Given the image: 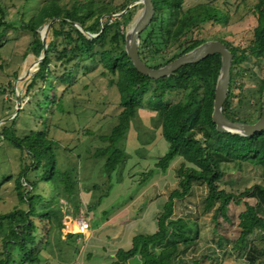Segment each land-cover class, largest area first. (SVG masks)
<instances>
[{"label":"trees","instance_id":"trees-1","mask_svg":"<svg viewBox=\"0 0 264 264\" xmlns=\"http://www.w3.org/2000/svg\"><path fill=\"white\" fill-rule=\"evenodd\" d=\"M135 1L121 0L118 4L98 5L91 0L84 3L75 1L70 8L51 1L41 6L22 26L32 36L27 54L31 53L37 61L40 60L27 84V93L34 97L35 93L32 92L37 90L48 104L50 102L60 108L61 96L51 99L45 92L47 90L51 93L55 90L54 81L68 90L74 84L75 72L81 64L85 69H88L87 64L101 65L104 74L113 77L111 82L116 85L121 108L116 126L110 134L101 136L109 145L99 147L94 152L96 158L109 155L107 161L115 159L111 157L117 154L113 148L126 136L128 129L124 127L138 109H147L157 114L160 134L168 143V149L155 166L165 171L171 161L181 158L177 168L178 187L170 193L163 212L156 218V231L134 236L131 247L127 250L118 249L111 264H127L135 256L140 257V264H197V261L190 263L184 259L186 250L180 249L179 239H183L181 244L185 247L190 246L195 239L187 238L185 230L189 227V220L172 219L174 200L184 199L190 194L194 184H204L208 191L204 208L206 211L215 208V220L220 216L228 220L229 203L241 204V198L248 194L264 201L261 186L245 189L239 196L219 187V182L225 175V164L248 163L264 175V131L244 137L217 130L212 120V112L216 81L221 68L219 54L183 66L170 76L160 79H153L135 69L125 51V32L137 13L138 5L134 4ZM152 2L155 15L141 34L139 46L141 59L152 68L166 65L207 41L194 40L183 46L182 41L193 25L218 22L215 15L217 8L209 3L183 10V0ZM130 4L132 6L124 12ZM254 12L257 26L254 29L253 43L248 50L242 49L238 52V48L230 47L221 40L233 54L231 80L223 113L232 121L244 123H254L262 115L261 94L264 80L257 90L260 101L248 115L239 117L230 110V98L236 87L234 68L244 63L250 55L256 56L264 49V0L258 1ZM223 20H226L224 14ZM49 24L44 43L41 30ZM8 29L16 27L0 18V37ZM170 35L180 43V51L162 64L150 63L152 54L159 52L162 41ZM41 105L43 106L39 101V107ZM23 112L24 108L16 111L14 109L9 115H14L13 118L6 119L0 126L1 140L12 145L22 156V169L15 179L18 205L9 212L0 213V229L3 222L8 221V233L2 239L4 251L1 254L4 257L0 259V264L39 262L36 248L42 241L37 235L39 227L34 219L40 224L45 220L48 231L55 226L58 234L62 235V220L67 215L62 210L63 203L72 205L73 215L82 204L79 177L75 170L77 161L70 163L67 156L66 163L69 167L61 169L58 162L60 143L49 138L46 130L42 128L30 130L24 135L19 134L16 123ZM36 118L39 127L45 125L44 117L40 113ZM67 152L70 154V151ZM76 159H79L78 156ZM117 161L116 159L113 163L116 164ZM109 164L110 162L105 164L106 169L110 168ZM42 184L45 188H41ZM62 198L65 202H60ZM260 210L261 207L245 203V210L239 214L240 233L237 243L240 249H247L249 235L258 230L264 234V216ZM72 236L75 235H70L67 239ZM259 241L264 244V235H259ZM49 243L47 240L43 244L47 246ZM14 251L20 255V260L14 258Z\"/></svg>","mask_w":264,"mask_h":264},{"label":"rangeland","instance_id":"rangeland-1","mask_svg":"<svg viewBox=\"0 0 264 264\" xmlns=\"http://www.w3.org/2000/svg\"><path fill=\"white\" fill-rule=\"evenodd\" d=\"M51 1L70 8L75 1L84 3L89 0H0V18L16 27L8 29L0 37V126L6 119L13 118L14 115H9L14 109L16 111L19 100L24 112L16 123L18 133L24 135L30 130L42 128L49 138L60 143L58 162L61 169L69 167L67 156L70 163L77 161L75 170L79 177L82 204L73 215L72 205L63 203L62 210L67 215L62 222L67 216L74 222L82 212L89 222V231L86 235L78 234L67 239L66 233L76 231L74 223H67L68 228L64 232L61 230L65 233L63 238L55 226L48 231L45 220L40 224L34 219L39 227L37 235L42 241L36 248L40 257L36 264H109L110 254L115 253L120 246L128 248L125 244L129 241L131 245L134 236L151 232L153 217L157 218L163 212L168 196L178 187L177 168L181 158L171 161L165 171L155 166L166 153L168 143L160 134L159 117L147 109H138L128 127H124L128 129L126 136L113 148L117 154L111 156L118 160L116 164L114 160L107 161L109 155L101 158L94 156L97 148L109 145L101 136L111 133L121 112L119 93L116 85L111 82L113 77L104 74L99 64H87L88 69L81 64L75 72V82L70 89L65 90L64 85L57 84L55 80V90L51 93L45 91L51 99L61 96L60 108L50 102L48 104L37 90L32 92L35 93L34 97L27 93V84L37 70L38 61L31 53L27 54L32 36L22 26L41 6ZM91 1L95 5L121 2ZM258 1L183 0V10L207 3L216 6L215 15L218 20L216 23L210 21L203 25H193L182 41L183 46L194 40H224L230 47L238 48V52L248 50L257 26L254 9ZM135 5H138L136 19L143 5ZM223 14L226 15L225 21ZM46 28L41 30L42 37L47 36ZM175 40L171 35L166 36L159 52L150 57V63L162 64L180 51V43ZM234 73L236 87L230 98V110L240 117L248 115L260 101L257 90L264 80V49L236 66ZM39 101L43 106L39 107ZM39 113L45 120V125L40 127L36 118ZM77 156L79 159H76ZM21 157L18 150L0 138V213L9 212L18 205L15 179L22 169ZM108 162L110 168L106 169L105 164ZM223 170L225 175L219 182L221 189L239 196L245 189L261 186V196L264 198V175L259 169L248 163H229L224 165ZM41 188H45L44 184ZM207 192L204 184H194L184 199L174 200L172 219L189 220V227L185 230L187 238L195 239L188 247L181 244L183 239H179L180 249L186 250L184 259L190 263L197 261V264H264V244L259 241V235H264L261 230L249 235L247 249H240L237 243L240 233L239 214L245 210V203L261 207L260 213L264 216V201L248 194L241 198V204L229 203L228 220L221 216L215 220V208L209 211L204 208ZM62 199L64 201L60 202H65ZM149 199H152L153 205L147 212L148 225L138 220L139 215H134L136 212L131 216L130 213L126 215V211L142 209ZM7 233L8 221H5L0 229V259L4 257L1 254L4 251L2 239ZM47 240L50 243L46 246L43 243ZM13 254L16 260L21 259L16 251ZM136 261L137 258H134L129 264H135Z\"/></svg>","mask_w":264,"mask_h":264},{"label":"water","instance_id":"water-1","mask_svg":"<svg viewBox=\"0 0 264 264\" xmlns=\"http://www.w3.org/2000/svg\"><path fill=\"white\" fill-rule=\"evenodd\" d=\"M134 4H142L140 15L128 26L125 32V51L135 69L153 79L168 77L178 69L188 64L197 63L208 56L219 54L221 56V68L216 81L215 97L213 103L212 120L216 128L222 133H232L244 137L252 136L257 132L264 131V89L262 93V115L254 123H244L230 120L223 113V105L227 99L229 83L231 79V67L233 54L225 43L219 40H207L192 50L182 54L168 64L159 68L148 66L140 57L139 44L140 36L150 25L154 16V5L152 0H136ZM132 5H128L126 12ZM50 24L47 26L48 32ZM45 43L46 35L42 37ZM40 61V60H39ZM39 61L37 63H39ZM20 108V101H17V109Z\"/></svg>","mask_w":264,"mask_h":264},{"label":"crops","instance_id":"crops-1","mask_svg":"<svg viewBox=\"0 0 264 264\" xmlns=\"http://www.w3.org/2000/svg\"><path fill=\"white\" fill-rule=\"evenodd\" d=\"M141 198V196L139 197V199ZM156 202V201H155ZM154 204H157V203H154ZM153 205V202H152V199H149L148 200V202H147V204H146V206H144L142 209H140V210H137L136 208L135 209H133V210H131L130 212H127L126 211V215H128L129 213V216H131L134 212H136V214H134V215H137V217H138V215H139V219L138 220H140L141 221V223L142 224H145V225H148V211H149V209H150V207ZM138 213V214H137ZM152 218V217H151ZM70 217H66L65 218V220H64V222H62L63 223V226H64V228L62 229V231L64 232V230H66L67 228H68V226L66 225L67 224V222H71V223H74L75 224V222H73V220L71 219ZM69 220V221H68ZM66 227V228H65ZM156 228H157V226H156V217L154 216L153 217V227H152V229H151V232H147L146 234H152L153 232H155L156 231ZM75 230H76V225H75ZM63 235V238H65V235H67V238L70 236V235H78L77 233H76V231H69L68 233H62ZM65 234V235H64ZM125 245H127V247L128 248H123V246H120L118 249H124V250H127V249H129L130 247H131V245L129 244V241L127 242V244H125ZM117 249V250H118ZM117 250L115 251V253L117 252ZM115 253H111L109 256V258H110V261L111 262H113L114 261V258H115ZM88 257H89V255H88ZM113 258V259H112ZM134 258H137V261H136V263L135 264H140L141 263V261H140V259H138L139 257L138 256H135V257H133L132 259H134ZM132 259H130L129 261H128V263L127 264H129V262L132 260ZM93 262H95V261H93ZM110 262V263H111ZM109 263V264H110ZM83 264V263H82Z\"/></svg>","mask_w":264,"mask_h":264},{"label":"built area","instance_id":"built-area-1","mask_svg":"<svg viewBox=\"0 0 264 264\" xmlns=\"http://www.w3.org/2000/svg\"><path fill=\"white\" fill-rule=\"evenodd\" d=\"M75 225H76V233L79 235H86L89 231V222L85 218L84 214L81 212L78 217L74 219ZM77 264H82L78 262Z\"/></svg>","mask_w":264,"mask_h":264},{"label":"bare ground","instance_id":"bare-ground-1","mask_svg":"<svg viewBox=\"0 0 264 264\" xmlns=\"http://www.w3.org/2000/svg\"><path fill=\"white\" fill-rule=\"evenodd\" d=\"M67 223H71V222H67Z\"/></svg>","mask_w":264,"mask_h":264}]
</instances>
